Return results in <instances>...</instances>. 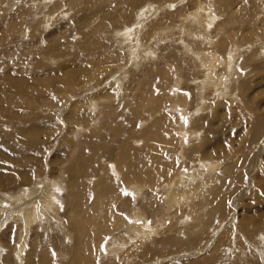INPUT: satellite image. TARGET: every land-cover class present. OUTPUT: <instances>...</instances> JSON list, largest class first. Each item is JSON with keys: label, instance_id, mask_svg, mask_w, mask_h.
I'll return each instance as SVG.
<instances>
[{"label": "rangeland", "instance_id": "obj_1", "mask_svg": "<svg viewBox=\"0 0 264 264\" xmlns=\"http://www.w3.org/2000/svg\"><path fill=\"white\" fill-rule=\"evenodd\" d=\"M240 1L0 0V115L25 84L37 85L32 71L41 61L42 85L49 70L76 79L68 88L59 85L63 79L41 88L53 109L38 126H50L38 134L40 143L26 147L31 165L24 186L18 179L19 188L0 189V207L11 215L0 217V264H264V205L250 194L264 173V0ZM206 8L219 17L212 26L202 17ZM228 8L240 10L233 20L242 32L236 40L246 38L232 59L236 46L221 42ZM9 71L22 81L9 80ZM211 79L218 83L201 92ZM92 98L96 108L89 107ZM77 103L85 112L76 119L71 109ZM25 106L5 120L19 123L14 115ZM43 110H32V117L40 120ZM165 116L170 127L152 131ZM92 141L99 152L91 151ZM141 153L149 155L142 163L150 173L169 168L153 188L128 175ZM258 156L260 168L253 165ZM111 177L115 191H105L102 183ZM72 178L88 189L80 191L85 211L70 207L75 217L67 206ZM50 185L57 195L49 197ZM42 195L56 202L43 204L54 212L46 209L29 227L13 216Z\"/></svg>", "mask_w": 264, "mask_h": 264}, {"label": "bare ground", "instance_id": "obj_2", "mask_svg": "<svg viewBox=\"0 0 264 264\" xmlns=\"http://www.w3.org/2000/svg\"><path fill=\"white\" fill-rule=\"evenodd\" d=\"M60 1H63V0H47V2H46V5L47 4H49V3H55V2H60ZM146 1V0H145ZM158 1H160V0H158ZM210 3V2H209ZM239 3H244V5H246V6H249L248 5V1L247 0H241ZM255 3H257V1L256 0H252V4H255ZM216 5V4H215ZM220 5V4H219ZM240 5H238V7H239ZM151 7V6H150ZM150 7H148V8H150ZM155 7V6H154ZM160 7V6H159ZM163 7V6H162ZM209 8V7H208ZM236 8V7H235ZM151 9H152V7H151ZM161 9V8H160ZM150 10V9H149ZM203 10V9H202ZM201 10V12H203ZM206 10L207 11H204L203 13H205L204 14V16H202L203 18H206L207 20H208V24H209V26H212V25H214L217 21H219V17L214 13V8H210V9H207L206 8ZM128 11H130V10H128ZM143 11V10H142ZM218 11H220L221 12V10L219 9ZM223 11H225V10H223ZM227 14L230 12V11H232L231 13H229L230 14V18L228 19V17H227V21H226V23L224 24L225 26V34H227V36H224V37H222V39H221V42H228L229 41V43L232 45V46H236L235 47V49L233 50V52L232 53H230V57H231V59L235 56V55H237L236 54V52H237V50H238V48H237V45H240V43H242L243 41H244V39H246V38H242L241 40H236V38L238 37V36H240V35H242V32H240L239 31V27L238 26H236L237 24H233V20H234V18H235V14H238V15H240V10H237V11H234V9L233 8H228L227 9ZM150 12V11H149ZM156 12V11H155ZM1 13V12H0ZM126 13V12H125ZM143 13H145V12H143ZM27 14H29V13H27ZM120 14V13H119ZM117 15V14H116ZM115 15V16H116ZM118 16V15H117ZM26 17V16H25ZM24 17V18H25ZM239 17V16H238ZM241 18H243V17H241ZM240 18V19H241ZM111 19V18H110ZM122 19V18H121ZM90 20V19H89ZM196 20V19H195ZM198 20H200V19H198ZM11 21V20H10ZM241 21H245L244 19H241ZM199 22V21H198ZM231 22H232V24H233V26L234 27H232V26H230L231 25ZM11 23V22H10ZM107 23V22H106ZM7 24V23H6ZM246 25H248V26H250L251 24H246ZM9 26V25H8ZM247 26V27H248ZM130 27H131V25H130ZM96 28V27H95ZM101 29H102V27H100ZM84 29V28H83ZM99 29V28H98ZM119 29V28H118ZM247 29V28H246ZM251 29V28H250ZM11 30H12V27H11ZM95 30V29H94ZM10 31V30H9ZM100 31H102V30H100ZM99 31V32H100ZM125 31H126V35L130 38L131 36H130V33H131V31H132V29L131 28H127V29H125ZM253 31V30H252ZM96 32H98V31H96ZM95 32V33H96ZM158 32H160V31H158ZM89 34V33H88ZM119 34V33H118ZM117 34V35H118ZM132 34V33H131ZM250 34V33H249ZM28 35V34H27ZM125 35V36H126ZM94 36V35H93ZM92 37V36H91ZM32 39V38H31ZM100 39V38H99ZM124 39V38H123ZM126 39V38H125ZM153 39V38H152ZM15 40V39H14ZM30 40V39H29ZM103 40H105V39H103ZM127 40V39H126ZM129 40H131V39H129ZM87 41V40H86ZM132 41V40H131ZM52 43V46H55L56 45V43L55 42H53V41H51ZM125 42V41H124ZM90 44V43H89ZM102 44V43H101ZM35 48V47H34ZM88 48V47H87ZM113 48V47H112ZM17 49V48H16ZM26 49V48H25ZM31 49V48H30ZM36 49V48H35ZM63 49V48H62ZM90 49V48H89ZM109 49V48H108ZM148 49V48H147ZM22 50V49H21ZM91 51H90V53L92 54V49H90ZM114 50V49H113ZM19 51V50H18ZM19 53V52H18ZM17 53V54H18ZM66 54L65 53V50L64 51H61V54ZM239 53V52H238ZM148 55H150L151 54V49L149 50L148 49V53H147ZM240 54V53H239ZM110 55V54H109ZM108 55V56H109ZM237 56H239V55H237ZM141 57V56H140ZM35 58V57H34ZM236 59V58H235ZM135 60H137V57H135ZM210 61H212V60H214V58H210L209 59ZM235 61V60H234ZM239 61V60H238ZM227 62H228V60H227ZM237 62V61H236ZM226 63V62H225ZM12 64V63H11ZM227 64V63H226ZM232 64H233V60H232ZM97 65V64H96ZM212 65L213 64H211V68H212ZM225 65V64H224ZM235 65V64H234ZM26 66V65H25ZM39 66H41V68H39ZM43 66H44V64H43V61H41V62H39V65H38V67H37V69L36 70H33L32 71V73H33V75L34 76H36L37 77V80H38V83H37V85L35 86V87H32V86H30V85H28V84H25L23 87L25 88V90H22L21 89V91H20V94H19V96H17V97H15V98H13V100L11 101V103L9 104V105H2V108H3V112L1 113V115H0V146H3V147H0V152L2 153V154H0V189L1 190H6V189H10V188H12V187H15V186H17L18 188H19V180L18 179H21V185H23L25 182H24V179L26 178V177H28V175H29V171H30V165H31V159L30 160H28V159H26L25 157L26 156H28L29 157V154H28V151H30V150H27L26 149V147L28 146V143H30V142H39V139L40 138H38V134H43V133H45L46 131H47V128H45V127H49L50 126V124H48V125H44V126H38V124L39 123H41V124H44V123H48V120H49V115L48 114H51L50 113V111H47V108H50V110L51 109H53V100L48 96V92H46L45 90H41V88L45 85V84H48V85H53V84H56V83H59L60 82V80H64V82H63V84H59V85H63V86H66L67 85V88H68V86H69V79L70 80H74L75 79V75L74 74H70V75H68V78L66 79V78H64V77H62L61 79H60V75L58 76V75H56V73H53L52 72V70H49L48 72H49V77L45 80V83H44V85H42V82H43V79H39L38 78V74H43ZM207 66V65H206ZM237 66V65H236ZM205 67V66H204ZM234 68V67H233ZM236 68V67H235ZM25 69H29L28 67H26ZM225 69H227V68H225ZM213 70V69H212ZM54 71V70H53ZM79 71V70H78ZM78 71H76V72H78ZM229 71V70H228ZM231 71V70H230ZM237 71L238 70H236L235 72L237 73ZM232 72V71H231ZM240 71H238V73H239ZM9 73V76H8V79L9 80H11V81H16V82H21L22 81V79L20 78V77H18L17 75H12V72L11 71H9L8 72ZM74 73V72H73ZM229 73V72H228ZM232 74V73H231ZM240 75V74H239ZM239 75H237V76H239ZM54 76H56V77H54ZM169 76V75H168ZM236 76V77H237ZM46 77V76H45ZM59 77V78H58ZM209 77V76H208ZM213 77V76H212ZM233 77V76H232ZM209 78H211V77H209ZM238 78V77H237ZM237 78H233L234 80H236ZM206 79V78H205ZM213 79H215V78H213ZM76 80V79H75ZM212 80V79H211ZM216 80H217V78H216ZM216 80H212L211 82L210 81H208L207 80V82L205 83V82H203L204 84L202 85V83H201V85H202V87H201V92L202 91H204V90H207L208 88H210V87H212L211 86V84H215V83H218V82H215ZM227 80V79H226ZM217 81H219V79L217 80ZM75 82V81H74ZM158 82V81H157ZM227 82V81H226ZM225 82V83H226ZM23 83V82H22ZM70 87V86H69ZM222 87H223V84H222ZM221 87V88H222ZM225 87V86H224ZM66 88V89H67ZM158 88H159V86H158ZM63 89V88H62ZM61 89V90H62ZM73 89H71V91H72ZM223 90H224V88H223ZM223 90H219V91H223ZM66 92V91H65ZM67 92H69V90L67 91ZM218 92V91H217ZM71 93V92H70ZM218 93H220V92H218ZM222 94V93H221ZM71 95V94H70ZM219 95V94H218ZM223 95V94H222ZM100 96V95H99ZM168 96V95H167ZM204 97V96H203ZM99 99V98H98ZM87 100V99H86ZM93 100H96V98H92L91 99V103H90V108H96L97 107V105H96V103H93ZM39 101H41V102H39ZM89 101V100H88ZM160 101V100H159ZM87 102V101H86ZM205 103V102H204ZM26 105V106H31V110L28 108V107H24L23 109V112L22 113H20V112H18V113H16L14 116H17V119H18V121H19V123H16V122H14L13 120H8V121H6L5 120V117L7 116V115H12V111H13V109L14 108H16L18 105ZM84 104V103H83ZM88 104V103H87ZM151 104H153L152 103V101H151V99L150 98H147L146 99V103L144 104V106L145 107H147L148 106V108L151 106ZM159 104H160V102H159ZM204 105V104H203ZM159 106V105H158ZM162 106V105H161ZM38 108H42V109H44L43 110V112H45L46 114H44L43 113V117L42 118H40V120H38V119H35V118H33L32 117V110H36V109H38ZM84 108V106L83 105H80L79 103H77V104H75V106H72V109H71V112H72V114H73V117H76V119L78 118V117H80V116H82V113H80V111H84L85 112V110L83 109ZM158 108V107H157ZM155 109V108H154ZM161 109V108H160ZM70 110V109H69ZM37 112V111H36ZM163 112V111H162ZM160 114V113H159ZM39 115V113L37 114V116ZM158 115V114H157ZM156 115V116H157ZM182 123H183V121H182ZM52 124V123H51ZM164 124L166 125V126H169L170 127V124H171V117H169V116H165L161 121H158L157 123H155V124H153V125H150L151 126V130L152 131H154V130H158V129H162L163 127H165L164 126ZM17 125V126H16ZM71 126V125H70ZM150 126H148V128L150 127ZM262 126V125H261ZM260 126V127H261ZM79 128V127H78ZM82 128V127H81ZM6 129H10V131H8V132H5L6 131ZM51 129V128H50ZM165 129H167V128H165ZM5 132V133H4ZM97 132V131H96ZM99 133V132H98ZM100 134V133H99ZM98 134V135H99ZM4 135H7V137L6 136H4ZM97 135V136H98ZM183 135V134H182ZM96 136V137H97ZM150 139V138H149ZM73 141V140H72ZM93 142V141H92ZM40 143V142H39ZM94 144V148H92L91 149V151L92 152H94V151H98V149H99V147H100V145H99V143L98 142H93ZM4 144H6L7 146H9L7 149H6V147H4ZM125 146H126V144H125ZM15 147H17V148H15ZM31 147H33L34 149H36V150H39L38 149V147L37 146H31ZM128 148V147H127ZM126 147L125 148H123L122 147V149H123V152L121 153L122 154V156L123 157H128L125 153H124V150H126L127 149ZM158 148V147H157ZM9 149V150H8ZM6 151V152H5ZM31 151H32V149H31ZM99 152V151H98ZM6 153V154H5ZM142 154H144V153H141V155H140V157L139 158H135V160L134 161H130V163H131V165L132 166H130V167H128V170L130 171L129 173H128V175L129 176H135V178L137 179L135 182H136V184L137 183H139L140 182V184L142 183L143 185H147L149 188H153V185H156L157 184V182H156V178L158 177V179L160 178V176H159V174L160 173H162V174H164V176H167V174H168V172H169V168H167V167H162L160 170H163L162 172H160L159 174L158 173H154V172H149L150 171V168H149V163L147 164H145V163H142L144 160V158L143 157H146L147 155H145V156H143ZM137 156V155H136ZM149 156V155H148ZM147 156V157H148ZM259 157L260 156H258L257 157V159H253L254 160V166H258L259 167V163H260V159H259ZM83 158V157H82ZM124 159V158H123ZM122 159V160H123ZM137 159H138V161H137ZM147 159V158H146ZM124 162V161H123ZM253 163V162H252ZM78 164V163H77ZM128 164H129V160L127 159V166H128ZM29 165V166H28ZM82 165V164H81ZM33 166V165H32ZM37 166V165H36ZM83 167V166H82ZM209 167V166H208ZM210 168V167H209ZM253 169H255L254 167H252ZM260 168V167H259ZM78 169V168H77ZM168 169V170H167ZM214 169V168H213ZM205 170H207V169H204V171ZM215 170V169H214ZM78 171V170H77ZM110 171V170H109ZM262 171H264V165H262L261 166V172ZM11 173V174H7V173ZM79 172V171H78ZM83 172V171H82ZM115 172V171H114ZM209 172V171H208ZM121 173V172H120ZM170 173V172H169ZM155 174V175H154ZM162 174H160V175H162ZM109 175V174H108ZM196 175V174H195ZM194 175V176H195ZM190 177H191V175H189ZM189 177V178H190ZM192 177H193V175H192ZM77 178V177H76ZM165 178H168V177H165ZM195 178V177H194ZM259 179L261 178V181L259 182V183H257V181H256V184H255V187H254V189H251V192H250V194H251V196L253 197V199L255 200V202H257V203H259L260 202V204H262V205H264V173H262L259 177H258ZM257 178V179H258ZM164 179V178H163ZM99 178H98V180L96 181V182H98L99 183ZM192 180V179H191ZM78 180L77 179H74L73 180V178H72V180L67 184V189L69 190V192H68V197H67V199H68V204H67V206H68V208H69V211L70 212H72V213H70L69 215L70 216H73V217H75L76 216V212H82V208H83V205H84V200H85V195L84 194H86V193H84V194H82V193H80V191H82V192H87V187L86 186H84V185H82V184H80L79 182H77ZM126 182H129L128 180H127V178L126 179H124V180H121L120 181V183L121 184H123V183H126ZM114 183H115V179L113 178V177H111V179H110V181H104L103 183H102V189H109L110 190V192H112V191H115V188H116V186L114 185ZM186 185V184H185ZM24 186V185H23ZM16 187V188H17ZM50 187H52L51 185L49 186V188L47 187V192H48V195H49V197H52V196H55V195H57L56 193H55V190L53 189V190H50L51 188ZM186 187V186H185ZM24 188V187H23ZM22 187H21V190H19V189H17V190H15V192H16V195H15V198H19V200H18V203L17 204H19V203H21V202H23L22 200H23V197H19V196H24V194H25V189H23ZM142 188V187H141ZM22 189H23V191H22ZM29 189V188H28ZM132 189H133V187H132ZM185 189H187V187L185 188ZM27 190V189H26ZM58 190V189H57ZM188 190V189H187ZM102 191V190H101ZM106 191V190H105ZM190 191V190H189ZM104 192V191H103ZM100 193V192H99ZM176 193V192H175ZM116 194V193H115ZM183 194V193H182ZM100 195V194H99ZM107 195H109V193L107 194ZM174 195H177V194H174ZM187 195V194H186ZM104 195H102V197H103ZM1 197V196H0ZM7 197V196H6ZM107 197H109V196H107ZM104 198V197H103ZM103 198H98V200H103V202L105 201ZM1 199H2V197H1ZM4 199V198H3ZM25 199V198H24ZM51 199V198H50ZM109 200H111V199H109ZM5 201V200H4ZM48 201L49 202H51L52 203V205H53V207L55 206V205H57L56 204V202H54L52 199H51V201L49 200V198H48V196H45V195H42V198H40L39 196L37 197V198H35V199H33V200H31L30 201V203L29 204H31V206H29L28 208H24V210H23V212L22 213H20V212H16V214L15 215H13V216H17L18 217V219H19V221H20V219H22V217H23V220H24V222H25V225L27 226V227H29L30 226V223H31V221H33L35 218L38 220V218L39 217H41V216H45V215H43L42 213H43V211H47L46 209H48V211H51V212H54V209L52 208V209H49V208H47L46 206H44L43 204H44V202H46V203H48ZM2 202V201H1ZM13 202H15V200L13 201ZM58 202V201H57ZM5 203V202H4ZM51 203H49V204H51ZM100 203V202H99ZM3 204V203H2ZM1 204V205H2ZM16 205V202L15 203H11V205ZM8 205V204H7ZM2 206H4V204L2 205ZM49 206V205H48ZM70 207H72V208H74L75 209V211H73V209L72 210H70ZM5 208L4 207H0V217L1 216H3L4 215V218H8V219H10V213L9 214H7V213H5V212H3V210H4ZM221 209V208H220ZM83 210L85 211V208H83ZM220 211V210H219ZM45 214V213H44ZM46 214H48V212L46 213ZM97 216V215H96ZM100 216V215H99ZM95 218V217H94ZM90 219V218H89ZM22 220V221H23ZM72 220H74V219H72ZM84 220H86V219H84ZM24 222H23V225H24ZM84 222V221H83ZM93 223V222H92ZM94 224V223H93ZM83 226H84V224H83ZM81 226L79 225V228H80ZM95 228V227H94ZM80 229H83V227H81ZM151 232V231H150ZM85 232H82V230L79 232V236H80V239L82 238V239H86L85 237H84V234ZM88 233V232H87ZM153 233V232H152ZM22 235V234H21ZM88 235H89V233H88ZM258 235H259V233H258ZM262 234L260 233V236H261ZM22 237V236H21ZM262 237V236H261ZM226 238H227V235L225 236V241H226ZM23 239V238H22ZM263 239V238H262ZM25 240V239H24ZM23 240V241H24ZM200 240V243L202 242V237L199 239ZM21 242V241H20ZM85 242H86V240H85ZM197 242H199V241H197ZM264 242V241H263ZM20 245L22 246L23 245V242H21L20 243ZM23 247V246H22ZM219 247V246H218ZM211 255V254H210ZM213 255H216V256H218L219 255V253H218V251L217 252H213ZM216 256H214V258H216ZM210 257V256H209ZM213 258V257H212ZM211 258V259H212ZM81 259V258H80ZM210 259V260H211ZM87 260V259H86ZM207 260L208 259H205V260H202V261H199V262H197V263H195V264H198V263H207ZM78 261H80V260H78ZM88 261V260H87ZM89 262H91V261H89ZM85 263V262H84Z\"/></svg>", "mask_w": 264, "mask_h": 264}]
</instances>
